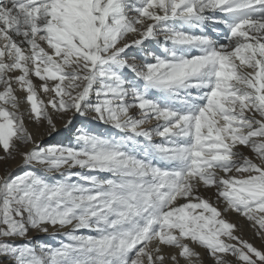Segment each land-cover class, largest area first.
I'll return each mask as SVG.
<instances>
[{
    "label": "snow or ice",
    "instance_id": "obj_1",
    "mask_svg": "<svg viewBox=\"0 0 264 264\" xmlns=\"http://www.w3.org/2000/svg\"><path fill=\"white\" fill-rule=\"evenodd\" d=\"M0 264H264V0H0Z\"/></svg>",
    "mask_w": 264,
    "mask_h": 264
},
{
    "label": "bare ground",
    "instance_id": "obj_2",
    "mask_svg": "<svg viewBox=\"0 0 264 264\" xmlns=\"http://www.w3.org/2000/svg\"><path fill=\"white\" fill-rule=\"evenodd\" d=\"M62 131H63V129H61ZM57 138H59V140H63L64 139V137H62V136H60V137H57ZM49 140V137H45V141L47 142ZM54 142V141H53Z\"/></svg>",
    "mask_w": 264,
    "mask_h": 264
},
{
    "label": "rangeland",
    "instance_id": "obj_3",
    "mask_svg": "<svg viewBox=\"0 0 264 264\" xmlns=\"http://www.w3.org/2000/svg\"><path fill=\"white\" fill-rule=\"evenodd\" d=\"M57 140H59V138H57ZM54 142H56V141H54ZM13 169L15 170V165H13ZM41 239H46V238L45 237H41Z\"/></svg>",
    "mask_w": 264,
    "mask_h": 264
}]
</instances>
